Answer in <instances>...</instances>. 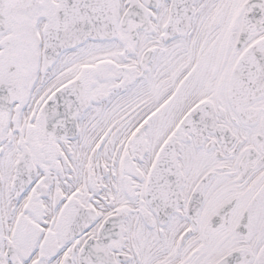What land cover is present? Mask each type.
Instances as JSON below:
<instances>
[{
    "label": "snow or ice",
    "instance_id": "6c2138e0",
    "mask_svg": "<svg viewBox=\"0 0 264 264\" xmlns=\"http://www.w3.org/2000/svg\"><path fill=\"white\" fill-rule=\"evenodd\" d=\"M0 264H264V0H0Z\"/></svg>",
    "mask_w": 264,
    "mask_h": 264
}]
</instances>
